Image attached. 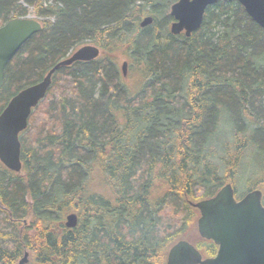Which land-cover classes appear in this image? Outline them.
<instances>
[{
    "label": "trees",
    "instance_id": "trees-1",
    "mask_svg": "<svg viewBox=\"0 0 264 264\" xmlns=\"http://www.w3.org/2000/svg\"><path fill=\"white\" fill-rule=\"evenodd\" d=\"M174 1L0 0V26L41 23L4 69L0 112L75 47L101 49L53 73L19 134L20 171L0 162V264L25 251L28 264H164L183 238L209 257L217 245L190 238L189 200L230 182L238 198L259 188L264 205V164L239 176L248 155L264 159V30L220 0L190 36L172 34ZM144 15L153 20L140 27Z\"/></svg>",
    "mask_w": 264,
    "mask_h": 264
},
{
    "label": "water",
    "instance_id": "water-1",
    "mask_svg": "<svg viewBox=\"0 0 264 264\" xmlns=\"http://www.w3.org/2000/svg\"><path fill=\"white\" fill-rule=\"evenodd\" d=\"M220 0H175L169 6L172 20L169 31L183 32L190 36L203 21L205 9ZM232 1V0H224ZM246 13L264 30V0H236ZM152 22L150 15L142 17L139 26ZM41 23L29 17H16L0 26V87L4 81V69L14 54L39 31ZM100 54L96 45L84 44L69 56L60 59L48 69L41 80L15 93L0 112V161L13 171H20L19 133L27 127L28 117L34 107L44 98L51 84L53 73L61 66L75 61H88ZM127 60L120 68L127 75ZM259 188L247 191L236 199L230 182L223 184L211 197L189 204L199 216L196 228L200 237L210 239L217 245L213 256L204 257L187 239H178L168 249L165 264H264V205ZM77 215H65V225L74 227ZM28 252L16 264H27Z\"/></svg>",
    "mask_w": 264,
    "mask_h": 264
},
{
    "label": "rangeland",
    "instance_id": "rangeland-1",
    "mask_svg": "<svg viewBox=\"0 0 264 264\" xmlns=\"http://www.w3.org/2000/svg\"><path fill=\"white\" fill-rule=\"evenodd\" d=\"M26 16L29 18L37 19L34 15H31V14H28ZM152 20H153V18H152ZM75 48H77V47H75ZM118 59H119L118 60V66L120 67L122 61L124 59H127V58L123 54L119 53ZM124 82L127 84L128 88L130 90H135V88L138 87V85H139L138 75L131 73L130 70L128 69ZM243 161L244 162H242V165H240V171H241V172H239L240 180H242L243 177L250 175L251 171L253 169H257V170L260 169V167L264 164V159L260 158L258 155L254 156L253 153H252V155H248L245 158V160H243ZM236 190L239 193H241L242 191L246 190V185L243 182H238L235 191ZM197 236H198V232H197V229L195 228V230L191 233L190 238L195 240V239H197ZM28 254H29V252H28Z\"/></svg>",
    "mask_w": 264,
    "mask_h": 264
},
{
    "label": "bare ground",
    "instance_id": "bare-ground-1",
    "mask_svg": "<svg viewBox=\"0 0 264 264\" xmlns=\"http://www.w3.org/2000/svg\"><path fill=\"white\" fill-rule=\"evenodd\" d=\"M234 1H236V0H234ZM238 2V1H237ZM239 3V2H238ZM243 7V6H242ZM246 12V11H245ZM145 16H147V15H145ZM151 16V15H150ZM152 17V16H151ZM252 19V18H251ZM253 20V19H252ZM254 21V20H253ZM255 22V21H254ZM256 23V22H255ZM141 27V26H140ZM263 29V28H262ZM48 71V70H47ZM33 110V109H32ZM2 164V163H1ZM64 224H65V217H64ZM66 226V225H65ZM67 227V226H66ZM67 228H71V227H67Z\"/></svg>",
    "mask_w": 264,
    "mask_h": 264
},
{
    "label": "flooded vegetation",
    "instance_id": "flooded-vegetation-1",
    "mask_svg": "<svg viewBox=\"0 0 264 264\" xmlns=\"http://www.w3.org/2000/svg\"><path fill=\"white\" fill-rule=\"evenodd\" d=\"M236 199H239V198H236Z\"/></svg>",
    "mask_w": 264,
    "mask_h": 264
}]
</instances>
